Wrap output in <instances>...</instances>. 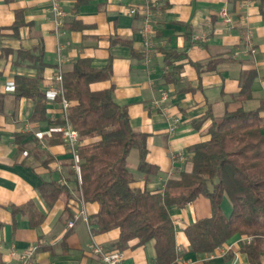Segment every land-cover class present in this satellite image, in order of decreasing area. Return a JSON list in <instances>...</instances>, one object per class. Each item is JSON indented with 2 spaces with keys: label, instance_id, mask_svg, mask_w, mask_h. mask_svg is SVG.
<instances>
[{
  "label": "crops",
  "instance_id": "crops-1",
  "mask_svg": "<svg viewBox=\"0 0 264 264\" xmlns=\"http://www.w3.org/2000/svg\"><path fill=\"white\" fill-rule=\"evenodd\" d=\"M146 1L148 36L143 33ZM58 2L66 16L56 31L49 0H0V264H20L18 254L29 248H34L31 264H104L92 254L91 245L113 250L118 239V229L90 233L82 218L68 225L79 210L89 218L99 208L81 204L71 148L59 124L63 110L56 76L59 68L62 73L71 70L79 58L89 59L94 68L111 65L109 79L91 88H110L114 100L126 107L130 125L147 134L146 162L155 173L146 178L137 171L133 152L127 167L135 188L157 191L166 179L191 170L188 149L209 138L211 123L195 127L193 121L208 111L220 118L237 109L258 110L264 133V0ZM224 6L234 18L231 26L219 16ZM130 8L137 12L131 14ZM16 20L20 25L15 27ZM165 50L178 57L166 62ZM17 76L39 78L44 116L33 115L36 99L15 95ZM164 91L168 97L158 106L154 101ZM44 183H57L64 190L49 201L41 190ZM223 210L230 213V207ZM169 214L182 263L249 264L243 246L251 239L239 234L211 253L189 250L185 228L211 216L208 198L201 195L185 206L172 205ZM259 255L264 264V238ZM155 256L154 241L139 245L133 240L121 264H155Z\"/></svg>",
  "mask_w": 264,
  "mask_h": 264
},
{
  "label": "trees",
  "instance_id": "trees-1",
  "mask_svg": "<svg viewBox=\"0 0 264 264\" xmlns=\"http://www.w3.org/2000/svg\"><path fill=\"white\" fill-rule=\"evenodd\" d=\"M78 6V3H77ZM19 12H17V15ZM20 25L15 21V27ZM35 60L29 51H23ZM176 52L164 51L169 62ZM111 65L94 68L87 58H79L62 73V94L69 103L67 119L78 131L80 158L78 185L85 203L98 204L88 218L93 234L113 229L119 236L113 249L124 252L133 240L143 245L155 242V264H175L180 257L175 243V226L169 214L172 205L182 207L198 196L209 199L211 216L185 228L189 250L211 253L235 234L250 238L243 250L249 264H260V244L264 238V133L258 110L237 109L215 118L208 111L193 121L199 127L210 120L209 138L188 149L192 168L178 178L166 179L157 191L133 187L135 177L127 159L137 153V171L146 178L155 168L146 162L147 134L135 130L124 105L118 104L110 88L92 89L91 84L109 79ZM17 97L36 99V116L46 113L39 78L17 76ZM60 125L65 124L62 118ZM43 195L53 201L64 188L44 183ZM230 201L226 214L223 200ZM40 220L43 215L38 213Z\"/></svg>",
  "mask_w": 264,
  "mask_h": 264
},
{
  "label": "built area",
  "instance_id": "built-area-1",
  "mask_svg": "<svg viewBox=\"0 0 264 264\" xmlns=\"http://www.w3.org/2000/svg\"><path fill=\"white\" fill-rule=\"evenodd\" d=\"M49 1H50L51 21L54 23L56 31H58L63 26L64 17L66 16V13L61 8L58 0H49ZM142 10L144 12L143 33L146 36H148L150 33V29H151V24H150L151 14H150V6L147 1L144 3ZM129 12L131 14H135L137 10L135 8H130ZM219 16L221 20L223 21V23H225V25L227 26L233 25L234 18L232 14L229 12V10L227 9V7L224 6L220 9ZM251 37H252V31L248 29L246 32V39L248 40L250 45H251V41H250ZM195 39L199 40L200 37L195 36ZM145 45L146 47H149L151 45V41L149 39H146ZM251 52H255V48L253 46H251ZM56 80L57 82H59V94H62V71L60 70V68L58 71V75L56 76ZM167 97H168V94L167 92L164 91L161 93L160 99L155 100L154 103L158 106H161L162 104L161 102L166 100ZM61 104H62V110H63V119L65 120V124L62 125L61 127L62 139L71 148L73 168L77 174V177H79L80 158L78 156V151H77V147L80 144L79 134H78V131L75 130L73 127H71V125L68 122V119H67V108L69 106L68 101L62 97ZM175 157H176L175 154H172V158L174 159ZM79 191H80V188H79ZM80 201H81V204H84L81 191H80ZM79 218L83 219V221L86 223L87 227L89 228L90 233H92L89 223H88V218H87V215L84 209H81L78 212H76L73 216V219H71L68 222V225L73 226L74 221ZM176 249L177 251L180 252V248L178 246ZM91 252L93 255L97 256L104 264H121L122 259H123V252L115 250V249L113 250L105 249L102 245L95 243V242L91 245ZM33 253H34V248H29L28 250L22 253H19L18 258H19L20 264H31V258L33 256ZM175 264H186V263H182L180 261V257H178L176 259Z\"/></svg>",
  "mask_w": 264,
  "mask_h": 264
},
{
  "label": "rangeland",
  "instance_id": "rangeland-1",
  "mask_svg": "<svg viewBox=\"0 0 264 264\" xmlns=\"http://www.w3.org/2000/svg\"><path fill=\"white\" fill-rule=\"evenodd\" d=\"M132 157H133V158L135 157L134 154L132 155ZM133 158H132V159H133ZM129 166H130V165H129ZM129 166H128V168H129ZM228 207H230V201H229L228 198L226 197V198H225V202H224V209L227 210Z\"/></svg>",
  "mask_w": 264,
  "mask_h": 264
}]
</instances>
